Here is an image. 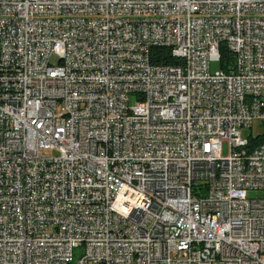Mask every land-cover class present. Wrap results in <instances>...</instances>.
<instances>
[{
    "label": "built area",
    "instance_id": "obj_1",
    "mask_svg": "<svg viewBox=\"0 0 264 264\" xmlns=\"http://www.w3.org/2000/svg\"><path fill=\"white\" fill-rule=\"evenodd\" d=\"M259 121L264 0H0V264H264Z\"/></svg>",
    "mask_w": 264,
    "mask_h": 264
},
{
    "label": "trees",
    "instance_id": "obj_2",
    "mask_svg": "<svg viewBox=\"0 0 264 264\" xmlns=\"http://www.w3.org/2000/svg\"><path fill=\"white\" fill-rule=\"evenodd\" d=\"M152 62L157 65H177L181 64V61L171 56L169 50L165 48H154L151 52ZM233 66V55L224 46L220 49L219 67L223 70H228L229 67ZM249 149L264 144V133L258 134L255 137H249Z\"/></svg>",
    "mask_w": 264,
    "mask_h": 264
},
{
    "label": "rangeland",
    "instance_id": "obj_3",
    "mask_svg": "<svg viewBox=\"0 0 264 264\" xmlns=\"http://www.w3.org/2000/svg\"><path fill=\"white\" fill-rule=\"evenodd\" d=\"M56 62H57L56 58L51 59V63H56ZM217 70H219V64H217L216 62L211 63L210 72H215ZM134 102H135V98L133 97L130 98L129 105H133ZM238 131L243 139L248 140L249 137H255L258 134L264 133V123L261 121L254 122L250 128H239ZM223 156L224 157L227 156V144H225L223 147ZM79 252L80 251H74L75 260L79 257Z\"/></svg>",
    "mask_w": 264,
    "mask_h": 264
}]
</instances>
